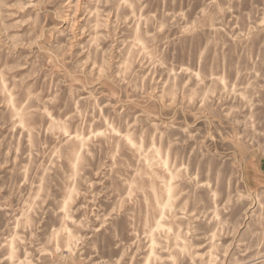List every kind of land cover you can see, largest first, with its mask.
<instances>
[{"label": "rangeland", "instance_id": "1", "mask_svg": "<svg viewBox=\"0 0 264 264\" xmlns=\"http://www.w3.org/2000/svg\"><path fill=\"white\" fill-rule=\"evenodd\" d=\"M255 157L264 0H0V264H264Z\"/></svg>", "mask_w": 264, "mask_h": 264}, {"label": "bare ground", "instance_id": "2", "mask_svg": "<svg viewBox=\"0 0 264 264\" xmlns=\"http://www.w3.org/2000/svg\"><path fill=\"white\" fill-rule=\"evenodd\" d=\"M1 75H2V74H1ZM1 79H2V78H1ZM6 89H7V88H6ZM1 90H2V89H1ZM3 90H5L4 87H3ZM5 91H6V90H5ZM8 92H9V91H8ZM8 92H7V93H8ZM9 98H11V96H10ZM9 98H8L7 100H9ZM10 100H11V99H10ZM10 100H9V101H10ZM10 106H11V105H10ZM21 106H22V105H21ZM12 108H13V107H12ZM19 111H21V110H19ZM13 113H14L13 117L15 116V117L19 118V121H20V119H21V115H20V113L18 112V110L16 109V107L14 108V112H13ZM15 117H14V118H15ZM17 122H18V120H17ZM21 122H23V121H21ZM105 124H106V123H105ZM22 125H23V124H22ZM20 126H21V125H20ZM105 127H107V126H105ZM107 132H108V131H107ZM113 132H116V131H113ZM116 133H117V132H116ZM125 135H126V133H125ZM71 136H72V135H71ZM69 138H70V137H69ZM79 138H80V137H79ZM87 138H88V137H86L84 140H86ZM129 138H130V137H129ZM75 139H77V137H76ZM75 139H74V140H75ZM88 139H89V138H88ZM88 139H87V140H88ZM111 139H112V138H111ZM127 139H128V136H127ZM81 140L83 141V138H82V139L80 138V142H82ZM130 140H132V139H130ZM128 141H129V140H128ZM128 141H127V142H128ZM132 141H133V140H132ZM134 142H135V141H134ZM132 144H133V146H134V144H136V143H133V142H132ZM141 144H142V143H141ZM141 144H140V145H141ZM82 145H84V141H83ZM137 145H138V144H137ZM137 145H136V146H137ZM141 146H143V145H141ZM137 147H139V146H137ZM158 147H159V146H157V148H158ZM139 149H142V147L139 148ZM139 149H137V150H139ZM147 149H148V148H147ZM155 150H156V149H155ZM140 151H141V150H140ZM157 152H158V151H157ZM157 152H156V153H157ZM160 152H161V151H160ZM139 153H140V152H139ZM144 153H145V152H144ZM146 153H147V152H146ZM77 154H78V153H77ZM157 154H158V153H157ZM159 154H160V153H159ZM78 155H79V154H78ZM78 155H77V156H78ZM153 156H155V155H153ZM158 156H160V155H157V158H158ZM165 156H166V155H165ZM153 158H154V157H153ZM161 158H162V157H161ZM147 159H148V157H147ZM162 159H163V158H162ZM166 159H167V157H166ZM75 160H76V159H75ZM138 160H139V159H138ZM148 160H149V159H148ZM156 160H157V159H156ZM161 161H162V160H161ZM158 162H159V161H158ZM165 162H166V161H165ZM165 162H163V163H165ZM183 162H184V161H183ZM146 163H147V161H146ZM163 163H162V164H163ZM168 164H169V162H168ZM182 165H183V164H182ZM173 166H174V165H173ZM164 167H165V165H164ZM167 167H169V165H168ZM182 167H183V166H182ZM173 168H174V167H173ZM179 168H180V167H179ZM179 168H177V169H179ZM166 169H167V168H166ZM171 170H172V169H171ZM165 171H166V170H165ZM168 171H170V170H168ZM166 172H167V171H166ZM170 172H171V171H170ZM176 172H177V171H176ZM186 174H187V173H186ZM147 175H148V173H147ZM145 176H146V174H145ZM148 176H149V175H148ZM158 176H159V175H158ZM158 176H157V177H158ZM164 176H165V175H164ZM164 176L162 177L163 179H164ZM169 176H170V177H169V182H165V181L163 180V181H164V184H163V185H164V187H165V190L167 189V192H168V202H167V200H166L167 205L169 204V201L171 200V197H169V196L172 195V194H171V189H172V187H173L172 181L178 179V178L175 179V177H176V176L178 177V175H175L174 172H171V174H170ZM162 178H161L160 180H162ZM161 184H162V183H161ZM152 186H153V185H152ZM153 188H154V190H155V187H154V186H153ZM149 189H150V188H149ZM141 190H142V189H141ZM151 191H153V190H151ZM165 192H166V191H165ZM155 193H156V190H155ZM153 194H154V193H153ZM161 194H162V193H161ZM180 194H181V193H180ZM143 195H144V194H143ZM157 195H158V194H157ZM157 195H156V196H157ZM156 196H155V198H156ZM166 196H167V194H166ZM172 196H173V195H172ZM178 196H179V195H178ZM178 196H177V197H178ZM157 197H158V196H157ZM160 198H161V197H160ZM162 198H163V197H162ZM174 198H175V197H174ZM147 200H149V198H148ZM156 200H159V198H157ZM162 200H163V199H162ZM162 200H161V201H162ZM172 200H173V199H172ZM173 201H174V200H173ZM148 202H149V201H148ZM155 202H156V201H155ZM157 202H158V201H157ZM163 202H164V201H163ZM166 202H165V203H166ZM171 202H172V201H171ZM148 204H149V203H148ZM158 204H161V203H158ZM162 204H164V203H162ZM148 206H149V205H148ZM156 206H158V205H156ZM172 206H173V205H172ZM159 207H160V206H159ZM159 207H158V208H159ZM174 207H175V206H174ZM160 208H161V207H160ZM160 208H159V209H160ZM166 208H167V207H166ZM170 208H171V207H170ZM170 210H171V209H170ZM146 211H147V210H146ZM149 211H150V210H149ZM160 211H161V210H160ZM175 211H176V208H175ZM154 213H155V212H154ZM159 213H161V212H159ZM162 213H163V212H162ZM146 215H147V214H146ZM155 215H156V214H155ZM164 215H165V214H164ZM164 215H163V216H164ZM161 216H162V214H161ZM163 216H162V217H163ZM162 217H161V218H162ZM158 218H159V217H158ZM147 220H148V219H147ZM159 220H161V219H159ZM156 222H157V221H156ZM151 223H152V222H151ZM151 223H150V224H151ZM159 223H160V221H159ZM159 223H157V224H159ZM160 224H162V222H161ZM157 226H158V225H157ZM162 226H163V225H162ZM165 226H166V225H165ZM151 228H152V227H151ZM151 228H150V229H151ZM153 228H154V227H153ZM153 228H152V229H153ZM159 229H160V228H159ZM153 230H154V229H153ZM158 231H159V230H158ZM153 243H154V242H153ZM18 261H19V260H18ZM20 261H21V259H20ZM18 263H19V262H18ZM256 263H259V262H256ZM256 263H253V264H256ZM251 264H252V263H251Z\"/></svg>", "mask_w": 264, "mask_h": 264}, {"label": "crops", "instance_id": "3", "mask_svg": "<svg viewBox=\"0 0 264 264\" xmlns=\"http://www.w3.org/2000/svg\"><path fill=\"white\" fill-rule=\"evenodd\" d=\"M246 179L252 189L264 188V158H251L246 164Z\"/></svg>", "mask_w": 264, "mask_h": 264}]
</instances>
